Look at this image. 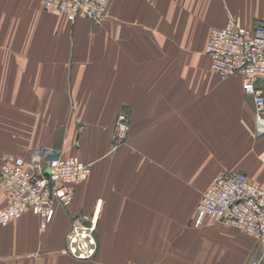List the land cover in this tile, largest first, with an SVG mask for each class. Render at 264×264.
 I'll return each mask as SVG.
<instances>
[{
	"label": "crops",
	"instance_id": "0c3cea01",
	"mask_svg": "<svg viewBox=\"0 0 264 264\" xmlns=\"http://www.w3.org/2000/svg\"><path fill=\"white\" fill-rule=\"evenodd\" d=\"M229 21L264 22V0H109L99 21L0 0V157L49 145L91 175L45 227L30 210L0 225V264H264L253 234L211 217L194 224L220 171H244L264 188L253 96L240 74L222 80L204 51L210 29ZM257 86L264 92V79ZM119 113L130 131L118 146L147 147L150 164L125 174L132 184L119 178L113 198L91 178ZM96 201L95 256L62 253L72 217Z\"/></svg>",
	"mask_w": 264,
	"mask_h": 264
},
{
	"label": "built area",
	"instance_id": "2783aa9c",
	"mask_svg": "<svg viewBox=\"0 0 264 264\" xmlns=\"http://www.w3.org/2000/svg\"><path fill=\"white\" fill-rule=\"evenodd\" d=\"M39 1L44 10L62 12L69 20L83 15L99 21L109 0ZM204 51L210 59V68L222 80L241 75L243 90L254 99L256 133L264 135V92L257 86L264 79V22L252 28L233 21L213 27ZM127 131V114L119 113L114 139H122ZM54 152L51 146L41 145L26 157L7 152L1 155L0 191L7 197V203L0 207V225L30 210L40 217L43 228L52 219L57 205L67 207L72 203L77 184L89 176L90 165L77 155L49 157ZM100 204L97 201L93 213L72 217L62 253L85 260L95 256ZM205 217L253 234L264 253V188L244 171L226 169L212 178L196 206L194 224L199 225Z\"/></svg>",
	"mask_w": 264,
	"mask_h": 264
},
{
	"label": "rangeland",
	"instance_id": "374dc122",
	"mask_svg": "<svg viewBox=\"0 0 264 264\" xmlns=\"http://www.w3.org/2000/svg\"><path fill=\"white\" fill-rule=\"evenodd\" d=\"M129 131H130V127L128 124V131L122 139L115 140L114 134H113L114 141L112 145L109 146L108 153L106 154V156L103 155L104 158L102 156L103 159L101 161L94 162L93 164L95 165L92 166V171H95L94 177L91 178L92 185L107 186V192L115 191L113 198H115V195H116L115 187L118 185L119 178H121L119 179L121 181V185L122 184H132V176L128 178L125 176V174L127 175V172L129 171L139 170L141 168H147V166H149L150 164L148 154L140 153V149L147 148V147L136 146V148L138 149V152L136 154L133 153L132 155V153L130 154L129 151L124 150L123 147L118 146L122 143V141H123V144L126 142L127 140L126 137H127V134L129 136ZM119 172L121 173V177L118 176ZM98 216L100 215L98 214ZM260 261H261V257L260 259H258L257 263L259 264Z\"/></svg>",
	"mask_w": 264,
	"mask_h": 264
},
{
	"label": "water",
	"instance_id": "95a60500",
	"mask_svg": "<svg viewBox=\"0 0 264 264\" xmlns=\"http://www.w3.org/2000/svg\"><path fill=\"white\" fill-rule=\"evenodd\" d=\"M58 155H59L58 152H54L52 155H49V157H56ZM45 175H48V171L45 172Z\"/></svg>",
	"mask_w": 264,
	"mask_h": 264
}]
</instances>
